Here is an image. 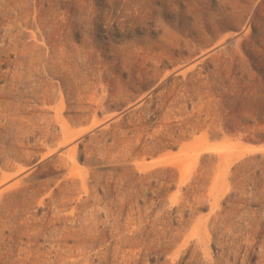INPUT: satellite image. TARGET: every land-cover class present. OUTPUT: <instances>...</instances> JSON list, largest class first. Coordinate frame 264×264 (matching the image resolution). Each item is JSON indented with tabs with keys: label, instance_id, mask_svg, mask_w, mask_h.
Wrapping results in <instances>:
<instances>
[{
	"label": "rangeland",
	"instance_id": "1",
	"mask_svg": "<svg viewBox=\"0 0 264 264\" xmlns=\"http://www.w3.org/2000/svg\"><path fill=\"white\" fill-rule=\"evenodd\" d=\"M0 264H264V0H0Z\"/></svg>",
	"mask_w": 264,
	"mask_h": 264
},
{
	"label": "bare ground",
	"instance_id": "2",
	"mask_svg": "<svg viewBox=\"0 0 264 264\" xmlns=\"http://www.w3.org/2000/svg\"><path fill=\"white\" fill-rule=\"evenodd\" d=\"M63 133L65 134L66 132H65V131H63ZM66 136H67V135H63V138H64L63 140H64V141H65V138H66ZM64 141H62V142H59L57 145H60V144H61V143H63ZM24 160H25V161H28V160H29V158H25Z\"/></svg>",
	"mask_w": 264,
	"mask_h": 264
}]
</instances>
